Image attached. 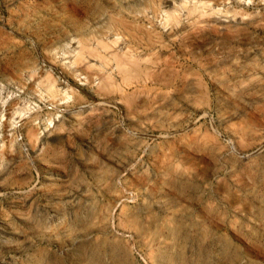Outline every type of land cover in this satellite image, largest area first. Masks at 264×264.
<instances>
[{
  "label": "rangeland",
  "instance_id": "rangeland-1",
  "mask_svg": "<svg viewBox=\"0 0 264 264\" xmlns=\"http://www.w3.org/2000/svg\"><path fill=\"white\" fill-rule=\"evenodd\" d=\"M0 264H264V0H0Z\"/></svg>",
  "mask_w": 264,
  "mask_h": 264
},
{
  "label": "bare ground",
  "instance_id": "bare-ground-1",
  "mask_svg": "<svg viewBox=\"0 0 264 264\" xmlns=\"http://www.w3.org/2000/svg\"><path fill=\"white\" fill-rule=\"evenodd\" d=\"M137 233V232H136ZM166 240V239H165ZM167 244V243H166Z\"/></svg>",
  "mask_w": 264,
  "mask_h": 264
}]
</instances>
